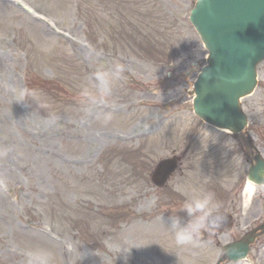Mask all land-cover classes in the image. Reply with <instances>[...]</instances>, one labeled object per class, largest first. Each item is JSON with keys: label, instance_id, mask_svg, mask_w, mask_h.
<instances>
[{"label": "rangeland", "instance_id": "374dc122", "mask_svg": "<svg viewBox=\"0 0 264 264\" xmlns=\"http://www.w3.org/2000/svg\"><path fill=\"white\" fill-rule=\"evenodd\" d=\"M194 1L0 0V264H216L263 214L264 187L245 208L243 189L247 134L264 157V61L242 102L247 131L197 118L207 50ZM174 155L179 168L155 186L158 161ZM209 193L211 212L238 223L178 246L175 231L204 215L182 206ZM248 260L264 264L263 236Z\"/></svg>", "mask_w": 264, "mask_h": 264}, {"label": "water", "instance_id": "95a60500", "mask_svg": "<svg viewBox=\"0 0 264 264\" xmlns=\"http://www.w3.org/2000/svg\"><path fill=\"white\" fill-rule=\"evenodd\" d=\"M197 2L191 20L210 57L196 82L195 109L206 121L237 133L247 124L240 97L254 87L256 65L264 58V0ZM262 165L257 157L253 176L260 182H264ZM176 166V159L161 161L154 180L163 184Z\"/></svg>", "mask_w": 264, "mask_h": 264}, {"label": "clouds", "instance_id": "9594fccd", "mask_svg": "<svg viewBox=\"0 0 264 264\" xmlns=\"http://www.w3.org/2000/svg\"><path fill=\"white\" fill-rule=\"evenodd\" d=\"M213 199L211 193L208 194V197L204 200H199L195 204V208L191 205L182 206L181 210H187L191 215L194 211H201L204 215L198 217L194 222H191L187 226H181L175 231V243L178 246L192 245L195 241L200 239L204 231L218 229L223 223L225 216L224 213L216 212L215 219L211 222L208 221L207 217L213 213L209 209V202ZM216 207H219L217 203Z\"/></svg>", "mask_w": 264, "mask_h": 264}, {"label": "bare ground", "instance_id": "6f19581e", "mask_svg": "<svg viewBox=\"0 0 264 264\" xmlns=\"http://www.w3.org/2000/svg\"><path fill=\"white\" fill-rule=\"evenodd\" d=\"M256 187H254V185L252 184V183H247L246 184V187L244 188L245 190H244V194H245V202H246V204H249V202H250V199H252V197H253V195H254V193H255V191H256V189H255Z\"/></svg>", "mask_w": 264, "mask_h": 264}]
</instances>
